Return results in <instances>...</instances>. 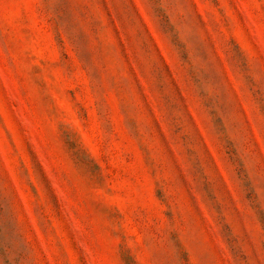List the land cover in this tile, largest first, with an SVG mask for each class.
Here are the masks:
<instances>
[{
    "label": "rangeland",
    "instance_id": "1",
    "mask_svg": "<svg viewBox=\"0 0 264 264\" xmlns=\"http://www.w3.org/2000/svg\"><path fill=\"white\" fill-rule=\"evenodd\" d=\"M0 264H264V0H0Z\"/></svg>",
    "mask_w": 264,
    "mask_h": 264
}]
</instances>
